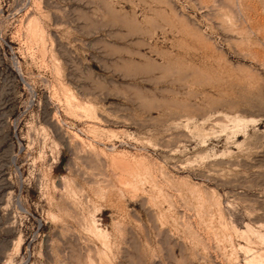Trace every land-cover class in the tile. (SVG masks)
Here are the masks:
<instances>
[{
  "label": "rangeland",
  "instance_id": "obj_1",
  "mask_svg": "<svg viewBox=\"0 0 264 264\" xmlns=\"http://www.w3.org/2000/svg\"><path fill=\"white\" fill-rule=\"evenodd\" d=\"M0 264H264V0H0Z\"/></svg>",
  "mask_w": 264,
  "mask_h": 264
}]
</instances>
